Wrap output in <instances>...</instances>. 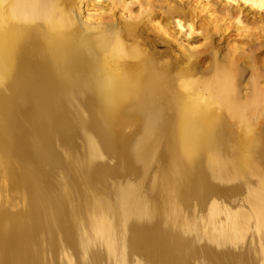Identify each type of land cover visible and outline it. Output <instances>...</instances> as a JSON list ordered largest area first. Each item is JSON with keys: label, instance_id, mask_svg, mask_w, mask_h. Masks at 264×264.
Returning <instances> with one entry per match:
<instances>
[{"label": "bare ground", "instance_id": "1", "mask_svg": "<svg viewBox=\"0 0 264 264\" xmlns=\"http://www.w3.org/2000/svg\"><path fill=\"white\" fill-rule=\"evenodd\" d=\"M142 246L264 264V0H0V264Z\"/></svg>", "mask_w": 264, "mask_h": 264}, {"label": "rangeland", "instance_id": "2", "mask_svg": "<svg viewBox=\"0 0 264 264\" xmlns=\"http://www.w3.org/2000/svg\"><path fill=\"white\" fill-rule=\"evenodd\" d=\"M137 124H139V123H136V124H131V125H129L127 128H128V130L130 131V132H128V130H126L125 129V133L127 134V133H129V135L130 134H132V133H134L133 131H136L135 129H139L140 127H138V126H140V125H137ZM133 126H135V127H133ZM133 128H135V129H133ZM132 132V133H131ZM46 165V164H45ZM128 170H124L123 171V169L120 171L121 173H119V176H116V179H117V181H119V180H123L125 177H127L128 176V172H127ZM127 175V176H126ZM119 178V179H118ZM200 219H201V216L199 217V218H197V224L199 225V223H200ZM145 248V249H144ZM140 249H141V251H140ZM139 250V253H138V251H127V254H129L128 256H129V258H131V260H137V261H142V260H144V262H148V260L150 261V262H153L152 264H166V259L167 258H169V259H167V261H170V262H172V264H178V260H181V262H182V264H198V257L194 254V252H192V251H188L186 254H184L180 259L178 258H171V256H169L168 255V252H167V250L165 249V248H163V249H161L160 251H159V254H156L151 248L150 249H148V247H145V246H142L141 248H139L138 249ZM129 252V253H128ZM131 253V254H130ZM138 253V254H137ZM154 255H153V254ZM134 254V255H133ZM150 257H149V256ZM131 256V257H130ZM148 256V257H147ZM161 256H163L165 259L164 260H162L161 258H163V257H161ZM138 257H140V260H138ZM154 257V258H153ZM159 257H161V258H159ZM151 259H152V261H151ZM193 259L195 260V262H193ZM143 262V263H144ZM150 262H148L149 264H150ZM161 262V263H160ZM181 262H180V264H181ZM148 263H144V264H148Z\"/></svg>", "mask_w": 264, "mask_h": 264}]
</instances>
